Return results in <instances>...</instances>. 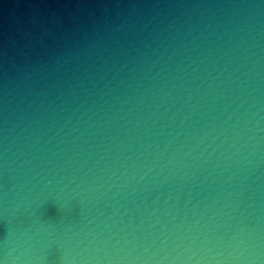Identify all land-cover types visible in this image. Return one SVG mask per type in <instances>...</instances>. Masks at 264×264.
<instances>
[{
  "label": "clouds",
  "instance_id": "clouds-1",
  "mask_svg": "<svg viewBox=\"0 0 264 264\" xmlns=\"http://www.w3.org/2000/svg\"><path fill=\"white\" fill-rule=\"evenodd\" d=\"M192 7L11 113L5 74L0 264H264V0Z\"/></svg>",
  "mask_w": 264,
  "mask_h": 264
},
{
  "label": "water",
  "instance_id": "water-1",
  "mask_svg": "<svg viewBox=\"0 0 264 264\" xmlns=\"http://www.w3.org/2000/svg\"><path fill=\"white\" fill-rule=\"evenodd\" d=\"M232 2L235 0H0V124L6 73H20V79L9 88L11 113L13 103L19 107L33 93L39 99L54 84L58 88L75 85L81 78L87 83L102 74L98 73L101 66L118 67L122 59L136 54L134 49H143L142 40L150 29L144 30L142 25L149 19L167 21L205 10L192 5ZM13 87L16 91L11 92ZM56 211L49 205V216L55 218Z\"/></svg>",
  "mask_w": 264,
  "mask_h": 264
}]
</instances>
